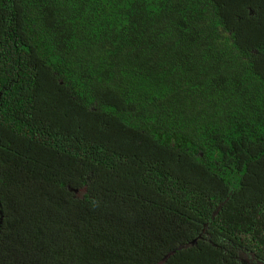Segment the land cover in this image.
I'll return each instance as SVG.
<instances>
[{
  "label": "trees",
  "instance_id": "1",
  "mask_svg": "<svg viewBox=\"0 0 264 264\" xmlns=\"http://www.w3.org/2000/svg\"><path fill=\"white\" fill-rule=\"evenodd\" d=\"M0 264H264V0H0Z\"/></svg>",
  "mask_w": 264,
  "mask_h": 264
}]
</instances>
